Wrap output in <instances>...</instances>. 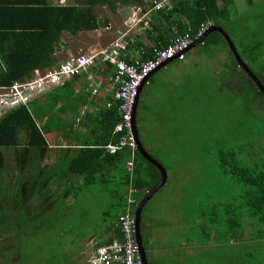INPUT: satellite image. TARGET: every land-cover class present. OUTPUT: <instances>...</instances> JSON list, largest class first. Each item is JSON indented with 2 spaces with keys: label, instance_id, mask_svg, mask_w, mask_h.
<instances>
[{
  "label": "rangeland",
  "instance_id": "1",
  "mask_svg": "<svg viewBox=\"0 0 264 264\" xmlns=\"http://www.w3.org/2000/svg\"><path fill=\"white\" fill-rule=\"evenodd\" d=\"M230 7L221 25L250 68L264 74V0H235ZM96 13L99 18L108 14L102 8ZM141 13L123 7L110 19V30L124 28L128 17ZM110 30L100 29L99 36L89 31V44L83 51H99L109 45L114 38ZM78 47L71 52L77 54ZM71 52L61 54L60 61ZM234 61L224 41L200 43L190 49L186 60L170 62L145 85L137 120L141 132L146 130L141 138L168 171L166 184L146 206L152 209L162 202L149 219L145 212L150 232H144L145 244L151 264H246V259L235 263L239 253L235 254L233 245L246 250V243L230 237L227 219L233 214L231 208L245 210L247 187L222 171L220 153L232 150L245 166L260 163L264 156V105L259 100L264 96L256 93L246 75L238 77ZM53 158L50 155L43 163L51 165ZM93 191L56 205L47 218L50 228L26 240L20 253L22 264H64L67 256L70 264H89L95 244L108 236L100 212L109 199ZM240 220L246 229V216ZM217 230V237L212 238L216 247L205 253L201 239L205 232ZM259 230L264 233V225ZM11 257L20 259L18 253Z\"/></svg>",
  "mask_w": 264,
  "mask_h": 264
},
{
  "label": "trees",
  "instance_id": "2",
  "mask_svg": "<svg viewBox=\"0 0 264 264\" xmlns=\"http://www.w3.org/2000/svg\"><path fill=\"white\" fill-rule=\"evenodd\" d=\"M156 1L162 0H77L65 6L47 5L46 0L27 1L28 4H22L24 6L20 9L25 15L32 16V20L28 17L27 23H14L7 31L0 29V86H11L15 81L32 79L36 69L53 67L63 31L76 34L80 30L100 27L101 22L94 10L96 6L108 5L112 11L123 5L142 6V13L148 12L151 22L150 28L145 31L147 39H144L145 42L135 39L129 46V50L145 46L148 54H144L143 58H146L153 52V48L147 46L148 43L161 48L179 34L191 31L197 33L202 23L222 26L221 20L229 15L230 6L235 0H171L159 9L155 8ZM39 13L41 20L34 22ZM12 14L10 12L7 16ZM14 15L19 17L21 14L16 11ZM209 41L227 43L219 31L211 32L203 43ZM190 49L186 51L184 59L175 60H186ZM234 63L235 71L240 73L238 77L246 75L247 80L252 81L257 88L256 93L262 94L236 59ZM111 68L106 61L100 60L99 64L91 67L90 72L105 78ZM257 75L264 83V74ZM83 80L86 81L85 76H75L63 84L46 86L28 102L10 107L0 114V264H22L24 260L20 253L26 240L38 234V231L50 228V219L47 218L55 211L56 205L70 202L74 200L73 196L84 191L93 194V190H96L97 195L109 199L107 207H103L100 212L108 236L97 244L110 242L121 236L116 223L126 213V195L130 185L140 190H151L160 180V170L139 152L138 146L134 153L136 166L132 173L126 168V161L132 156L131 147L125 145L115 152L108 149L109 144L119 141V135L114 133L116 124L121 120L118 101H114L112 95L108 100L112 106L101 108L97 117L87 109L82 111L84 105H91L90 98H98L97 94L87 91L88 84L80 85ZM71 99L76 102L72 106L68 105V110L75 121L78 118V128L84 127L88 132L73 134L69 143L56 146L52 131L57 127L67 128L62 122L58 124L62 110L56 107L59 103L67 105ZM259 102L264 105V97ZM51 121H56V124L50 125ZM138 130L141 138L139 126ZM142 144L146 148L143 141ZM50 155L54 156V162L45 165L43 161ZM220 165L225 174L232 175L247 187L243 196L245 210L236 212L231 208L229 212L233 214L227 219V233L239 240L243 231H247L254 240H264V233L259 230V226L264 225V156L255 167H249L237 161L234 152L228 150L220 153ZM136 194H139V202L145 196L141 191ZM147 204L142 213L141 225L144 243ZM242 216H246V229L240 220ZM207 236L210 237L209 232L203 238ZM16 253L20 259L11 257ZM67 261L68 256L64 264H70ZM148 264H151L149 258Z\"/></svg>",
  "mask_w": 264,
  "mask_h": 264
},
{
  "label": "built area",
  "instance_id": "3",
  "mask_svg": "<svg viewBox=\"0 0 264 264\" xmlns=\"http://www.w3.org/2000/svg\"><path fill=\"white\" fill-rule=\"evenodd\" d=\"M169 1L171 0L156 1L155 8H164ZM147 13L139 14L135 21L126 24L124 28L117 29L116 38L95 53L80 49L77 54L71 55L45 74L24 81H15L11 86H0V114L10 107L28 102L37 91L46 86L63 84L75 76H85L89 89L93 94H97L102 84L97 79L101 77L96 78L90 69L99 64L100 60L106 61L112 67L107 80L112 89L114 101H118V110L121 115V120L114 128V133L119 135V142L109 144L107 147L111 152L125 145L132 148V156L126 161V168L131 172L135 166L134 153L137 148L133 111L141 85L148 84L150 77H147L151 72L169 58L184 59L190 45L195 39L203 36L211 25L202 23L197 33L194 34L191 31L179 34L165 47L158 48L153 43H148L147 46L152 47L153 52L150 57L143 58L144 54H148L145 46L134 50H129V46L135 39L142 37L147 39L145 31L150 28L151 22ZM124 52L125 56H123ZM106 106L111 107L112 102L108 101ZM140 191L146 195L150 190H140L130 185L126 195V213L120 216L119 222L116 223L121 236L115 237L108 243L95 245L89 257L90 264H144L136 236V210L139 205L136 193Z\"/></svg>",
  "mask_w": 264,
  "mask_h": 264
},
{
  "label": "crops",
  "instance_id": "4",
  "mask_svg": "<svg viewBox=\"0 0 264 264\" xmlns=\"http://www.w3.org/2000/svg\"><path fill=\"white\" fill-rule=\"evenodd\" d=\"M27 1L29 0H0V29H2L3 31H7L8 27L14 23H27L26 18H30L32 20V16H27L24 14V12L20 9V7H23L24 5L22 4H28ZM35 1V0H34ZM47 1V5H62L65 6L67 4L70 3H75L77 0H46ZM173 2V1H172ZM21 5H19V4ZM127 5H123V6H119L117 8L116 11H112L111 8L108 5H104V6H96L94 8L95 11H98V9H104L108 14L104 15L103 18H99L101 25L99 28L97 29H93L94 31L98 32V36H99V32L100 29H105V30H110L112 28V24H111V20L110 19H114L115 17H117V14L123 9V7H126ZM128 7V6H127ZM131 10L132 9H137V10H143L142 6H130ZM19 9V10H17ZM16 11L20 12V16L16 17L14 14ZM13 13L11 16H7L9 13ZM97 14V13H96ZM138 15H134L132 16L130 19L128 17V20H126L124 23V26H126V24L131 23L133 21H135L138 18ZM38 17H35V19L33 20L34 22L37 20H41L40 18L41 13H39L37 15ZM98 16V15H97ZM109 18V19H108ZM38 22V21H37ZM25 29V28H24ZM117 29H120L119 27ZM111 31V34L113 35V40L116 38V31ZM89 31L92 30H80L78 31L76 34H73L67 30L63 31L62 33V37H61V42L60 45L57 49V51L55 52V57H56V64L53 65V67L57 66L59 63L63 62L64 60H66L67 58H69L71 55H74V53H72L71 51H73L74 49H76L78 47V43L81 44L80 47H78V49H82L83 46L88 45V35H89ZM85 33V35H84ZM88 33V35H87ZM141 40H144V38H140ZM112 40V41H113ZM111 41V42H112ZM145 42V40H144ZM71 45V46H70ZM98 50H90V53H95ZM64 52H71V55L69 57H67L66 59L60 61V57L61 54H63ZM51 67V68H53ZM48 67H46L45 69H36L34 72V76H39L42 74H45L49 69H51ZM156 73V72H155ZM154 73V74H155ZM153 74V75H154ZM153 75H151L153 77ZM96 78H100L98 75H96ZM99 82L101 81L102 84L101 86H99V91L97 93L98 98L97 99H92L91 100V105L89 106H83L82 107V111L84 110H89L90 112H93V114L95 115V117H97V112H99L101 110V108H104L109 100L110 97H112V89L110 87V84L107 80V77H101V79H97ZM67 81H70V79H68ZM79 84V83H78ZM88 84L87 80H83V83L80 85H85ZM144 89L145 86L143 87V91L141 92L140 95V100H141V96L144 93ZM78 91V90H77ZM87 91H91L88 87ZM139 100V102H140ZM75 99H71L67 105H62V103H59L57 105L56 108L61 109L62 113L59 116L58 119V124H60L61 122L64 123L66 125V130L61 129V128H55L52 131V137L53 139L56 141V146L57 145H66L67 143H69V140H72V135L73 134H85L87 133V129L86 128H78L77 126V121L78 118H76V121L74 120V116L73 114L70 112V110H68V105L72 106V104H75ZM139 107V104H138ZM137 114H138V110H137ZM137 120H138V115H137ZM91 122V121H90ZM40 123H44V121H40ZM56 124V121H51L50 125H54ZM74 125L73 128H71V125ZM91 124V123H90ZM138 124V121H137ZM141 134L146 135V130L144 129ZM142 136V135H141ZM56 153V151H55ZM52 159V158H51ZM162 203L161 200L159 202H157L154 207L152 209H146V217L149 219V217H151L153 215V213L157 212V208L158 205ZM252 219L249 220V222H251ZM148 223V220H147ZM149 225V224H148ZM248 225H250V223H248ZM147 226V225H146ZM148 227V226H147ZM149 228V227H148ZM212 229V228H210ZM217 232V231H216ZM216 232H209L210 233V237H205L203 239H201L202 241H200L201 248L205 251V253H209L210 251L213 250V248H215L216 246L213 245V240L212 238H214V236H216ZM206 233V232H205ZM148 234V233H147ZM146 234V235H147ZM246 237V238H245ZM164 240V238L162 239V241ZM238 242V241H237ZM246 243V250H241L242 246H240V248L238 247L239 244L237 245H233L234 248H237V250H235V254L239 253L238 255H236V262L235 263H240L243 259H246V264L248 263H252V262H257L260 263L262 261H264V240H254L253 239V235L249 232L243 231V236L241 238H239V243ZM233 243H236L235 241H233ZM193 246V245H192ZM240 251V252H239ZM195 252V251H194ZM199 252V251H197Z\"/></svg>",
  "mask_w": 264,
  "mask_h": 264
},
{
  "label": "water",
  "instance_id": "5",
  "mask_svg": "<svg viewBox=\"0 0 264 264\" xmlns=\"http://www.w3.org/2000/svg\"><path fill=\"white\" fill-rule=\"evenodd\" d=\"M214 31H219L223 34V36L225 37L235 59L238 62V65L244 69L247 73V75L254 81V83L256 84V86L258 87V89L260 90V92L264 95V83L262 82V80L260 79V77L249 67V65L245 62V60L243 59V57L241 56L238 48L236 47L232 37L230 36V34L220 25H211L207 31L205 32V34L197 39L194 40V42L190 45V48H193L194 46L203 43L206 39V37ZM175 58H169L168 60H166L164 63H162L157 69H155L154 71L151 72V74L147 77H151V75H153L155 72H157L159 69L166 67L170 62L174 61ZM144 87V83L141 85L140 89H139V93L136 99V103H135V107H134V111H133V127H134V134H135V138L137 141V146H138V150L139 152L151 163H153L161 172V177L160 180L153 186V188L149 191V193H147L139 202V205L137 207L136 210V236H137V241L140 245V249H141V254L143 256V260H144V264H148V257H147V250L146 247L144 245V237L142 235V229H141V224H142V213L144 210L145 205L153 198V196L166 184L167 179H168V171L166 169V167L160 162L158 161L156 158H154L144 147V145L142 144L140 135H139V130H138V124H137V109H138V104H139V99H140V95L142 92V89Z\"/></svg>",
  "mask_w": 264,
  "mask_h": 264
},
{
  "label": "bare ground",
  "instance_id": "6",
  "mask_svg": "<svg viewBox=\"0 0 264 264\" xmlns=\"http://www.w3.org/2000/svg\"><path fill=\"white\" fill-rule=\"evenodd\" d=\"M163 44V43H162ZM164 45V44H163ZM143 91V90H142ZM24 105V104H23ZM119 106V105H118ZM9 109H11V108H9ZM119 142V141H118ZM115 144V143H114ZM127 146V145H126ZM128 147H130V146H128ZM123 148V147H122ZM132 149V148H131ZM138 149V148H137ZM117 151V150H116ZM136 162V161H135ZM136 166V165H135ZM135 169V168H134ZM127 171H128V169H127ZM135 173V172H134ZM137 195H139V194H137ZM139 200V199H138ZM143 218V217H142ZM117 220V219H116ZM119 221V220H118ZM142 225V224H141ZM115 228V227H114ZM117 229V228H116ZM143 232V231H142ZM143 235V234H142ZM108 241V240H107ZM233 242V241H232ZM106 243V242H105ZM145 244V243H144ZM90 247V246H89ZM88 247V248H89Z\"/></svg>",
  "mask_w": 264,
  "mask_h": 264
},
{
  "label": "clouds",
  "instance_id": "7",
  "mask_svg": "<svg viewBox=\"0 0 264 264\" xmlns=\"http://www.w3.org/2000/svg\"><path fill=\"white\" fill-rule=\"evenodd\" d=\"M95 245H98V244L96 243ZM99 245H101V244H99Z\"/></svg>",
  "mask_w": 264,
  "mask_h": 264
}]
</instances>
